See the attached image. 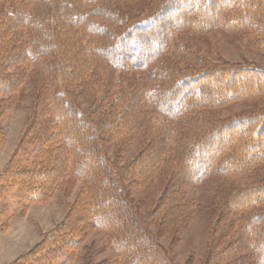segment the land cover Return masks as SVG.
<instances>
[{
    "label": "trees",
    "instance_id": "obj_1",
    "mask_svg": "<svg viewBox=\"0 0 264 264\" xmlns=\"http://www.w3.org/2000/svg\"><path fill=\"white\" fill-rule=\"evenodd\" d=\"M132 3L0 0V119L26 84L32 100L0 193L44 202L81 185L64 220L20 260L71 264L97 227L115 254L99 264H177L159 235L176 237L194 213L184 185L214 178L201 264H264V181L245 177L264 161V113L212 115L263 98L264 67L208 65L174 35L242 31L264 52V0H152L140 18L125 12ZM137 138L139 154L119 164ZM156 179L162 191L143 211L131 189Z\"/></svg>",
    "mask_w": 264,
    "mask_h": 264
},
{
    "label": "rangeland",
    "instance_id": "obj_2",
    "mask_svg": "<svg viewBox=\"0 0 264 264\" xmlns=\"http://www.w3.org/2000/svg\"><path fill=\"white\" fill-rule=\"evenodd\" d=\"M151 1L137 0V3L129 4L125 12L131 18H140ZM185 7L178 8L174 12L175 16H181L182 11L187 10L183 9ZM215 10L216 7L212 6L211 14H214ZM179 21L180 19L177 18L169 20L164 23V28L174 26ZM160 30L163 28H159L154 34L159 36ZM174 35L181 42L186 43L188 50L208 65L228 63L264 67V52L258 51L242 31L229 32L214 27L201 35H193L184 30ZM184 65L186 68L190 66L187 68L189 70L202 67L199 61ZM20 98L14 109L0 119V174L4 171L29 123L32 100L28 95L27 84ZM243 113H264V97L227 102L212 111V115L221 119H231ZM140 151L141 141L137 138L120 151L119 164H126ZM245 177L264 181V161L255 170L249 171ZM218 186L219 183L214 178H205L197 183L184 185L187 198L194 202V213L186 224L179 227L176 237L170 234L159 235V240L170 251L175 263H202L212 231L214 215L217 213L212 205L215 204ZM162 188V182L156 179L131 189V194L137 202L142 203V210L147 212L158 199ZM80 189V184H76L69 193L58 189L49 200L44 202L24 200L14 191L0 193V264H28L20 258L36 248L42 237L51 233L64 220L68 207L74 202ZM114 258L115 254L108 246L103 232L94 227L83 240L71 264H99ZM49 262L59 264L60 260L52 259Z\"/></svg>",
    "mask_w": 264,
    "mask_h": 264
}]
</instances>
